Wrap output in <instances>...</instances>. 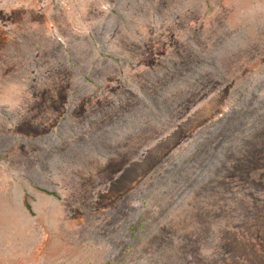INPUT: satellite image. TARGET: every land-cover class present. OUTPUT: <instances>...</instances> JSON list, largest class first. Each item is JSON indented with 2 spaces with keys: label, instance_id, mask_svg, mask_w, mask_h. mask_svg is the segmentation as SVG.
Masks as SVG:
<instances>
[{
  "label": "rangeland",
  "instance_id": "obj_1",
  "mask_svg": "<svg viewBox=\"0 0 264 264\" xmlns=\"http://www.w3.org/2000/svg\"><path fill=\"white\" fill-rule=\"evenodd\" d=\"M0 264H264V0H0Z\"/></svg>",
  "mask_w": 264,
  "mask_h": 264
}]
</instances>
